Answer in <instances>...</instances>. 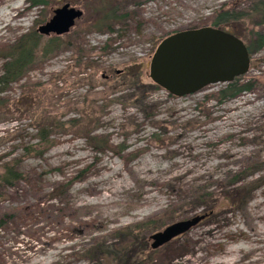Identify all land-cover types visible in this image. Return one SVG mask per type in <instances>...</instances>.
I'll use <instances>...</instances> for the list:
<instances>
[{"label":"rangeland","instance_id":"1","mask_svg":"<svg viewBox=\"0 0 264 264\" xmlns=\"http://www.w3.org/2000/svg\"><path fill=\"white\" fill-rule=\"evenodd\" d=\"M40 1L0 0L12 19L0 30V75L22 36L36 33L40 44L0 95V174L18 163L25 179L0 188V264H218L232 246L220 233L259 236L264 47L240 79H254L253 90L234 98L216 99L222 84L178 98L149 78L164 38L212 27L219 14L231 18L219 27L245 43L264 34L248 11L258 0H122L113 34L92 24L114 0ZM64 5L81 17L64 34L40 33ZM41 117L79 127L56 133L40 157L28 148L38 146ZM197 216L152 248L153 235ZM254 250L230 264H264V243Z\"/></svg>","mask_w":264,"mask_h":264},{"label":"water","instance_id":"2","mask_svg":"<svg viewBox=\"0 0 264 264\" xmlns=\"http://www.w3.org/2000/svg\"><path fill=\"white\" fill-rule=\"evenodd\" d=\"M81 11L64 5L40 33L64 34L80 18ZM250 56L242 40L213 27L176 32L156 47L149 64L154 85L175 97L199 92L212 84L226 85L249 71ZM203 217L176 222L151 237L157 248L188 231Z\"/></svg>","mask_w":264,"mask_h":264},{"label":"trees","instance_id":"3","mask_svg":"<svg viewBox=\"0 0 264 264\" xmlns=\"http://www.w3.org/2000/svg\"><path fill=\"white\" fill-rule=\"evenodd\" d=\"M32 2L33 5H39L42 3L40 0H32ZM121 2L122 0H114L112 3H108L106 6H103L97 10V16L95 17V21L92 24L93 26L97 27V31H103L111 34L116 32L114 28L116 25L122 23L124 21H122V19L126 17V13H119ZM248 11L253 15L255 14L257 18L256 25L264 27V0L252 2L251 9ZM226 15L228 14H219L217 16L218 18L216 17V22L212 25V27L223 30L221 27H219L223 23L221 21L228 22V20L231 19L230 18L226 20ZM218 20L220 22H218ZM54 41L59 40L55 39ZM245 44L250 56L264 47V34L253 33V35H251V41ZM39 46L40 44L38 43V36L36 33H31L22 36L16 42V44L12 47V53L6 54V57L3 55L5 62L2 66V74L0 75V95L6 91L10 84L18 82L24 77L28 66L32 63ZM240 79L241 77L236 78L233 82L227 84L217 93L216 99L218 101H222L225 98H234L241 93L250 92L253 90L255 83L254 79H250L245 83H241ZM2 102L0 98V106ZM77 127L79 126L74 121H71L70 124H67L57 121L54 118L41 117L37 121L38 146H31L28 148V151L36 153L41 157L44 152L52 146V138L56 135V133L64 135L66 132ZM22 181H25V179L23 174L18 169V163H5L2 165V173L0 174V188L13 187ZM2 227H4V218L0 217V229Z\"/></svg>","mask_w":264,"mask_h":264},{"label":"bare ground","instance_id":"4","mask_svg":"<svg viewBox=\"0 0 264 264\" xmlns=\"http://www.w3.org/2000/svg\"><path fill=\"white\" fill-rule=\"evenodd\" d=\"M6 7L9 8L10 5L9 6L7 5ZM11 21L12 19L9 17L8 14L3 13L2 15H0V26L5 24V27H1L0 30L2 28H8L10 26L9 23ZM15 26L17 28V25ZM262 192H263L262 195L264 197V191ZM257 199L259 198L257 197ZM262 205H263L262 200H258L255 203V209L257 210V212L254 213V219L258 222L260 227V232H262L259 236L253 234L248 235L244 233L241 229H238L237 232L227 230L224 233H220V235L217 237L218 239L223 238V239H227V241L230 240V242H232L231 243L232 246L224 251V254L226 257H228V259L226 261L219 262L218 264H230L231 262L234 263L237 254L255 252L254 250L255 246L264 243V212L260 210V207Z\"/></svg>","mask_w":264,"mask_h":264}]
</instances>
